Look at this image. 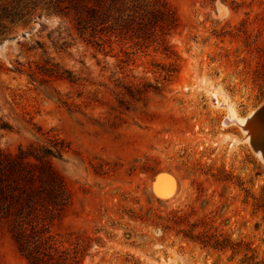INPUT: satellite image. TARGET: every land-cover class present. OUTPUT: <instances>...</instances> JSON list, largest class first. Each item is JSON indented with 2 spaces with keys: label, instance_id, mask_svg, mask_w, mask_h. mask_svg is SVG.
<instances>
[{
  "label": "rangeland",
  "instance_id": "rangeland-1",
  "mask_svg": "<svg viewBox=\"0 0 264 264\" xmlns=\"http://www.w3.org/2000/svg\"><path fill=\"white\" fill-rule=\"evenodd\" d=\"M165 1L178 25L151 38L89 42L40 6L0 38V147L69 143L55 229L78 264H264V160L225 120L264 102V0ZM0 264H30L6 228Z\"/></svg>",
  "mask_w": 264,
  "mask_h": 264
},
{
  "label": "trees",
  "instance_id": "trees-1",
  "mask_svg": "<svg viewBox=\"0 0 264 264\" xmlns=\"http://www.w3.org/2000/svg\"><path fill=\"white\" fill-rule=\"evenodd\" d=\"M40 6L48 14L72 18L89 42L98 35L132 32L151 38L160 29L170 33L178 25L175 10L165 0H0V38L33 15ZM11 126L0 122V129ZM69 148L53 135L48 143L19 146L16 152L0 147V229L6 228L19 253L30 264H78L85 249L65 245L55 229L72 205V195L53 164ZM194 239V236H188ZM216 249L230 242L202 240Z\"/></svg>",
  "mask_w": 264,
  "mask_h": 264
},
{
  "label": "bare ground",
  "instance_id": "bare-ground-1",
  "mask_svg": "<svg viewBox=\"0 0 264 264\" xmlns=\"http://www.w3.org/2000/svg\"><path fill=\"white\" fill-rule=\"evenodd\" d=\"M216 100V99H215ZM256 111V110H255ZM255 111H252L247 117H243V118H240V119H238V118H236V117H234V116H228L227 117V119H225L226 120V122L228 123V122H238V124L242 127V129L244 130V132H245V138L247 139V140H249V143L251 144V137H252V133L249 131V129L247 128V124H248V120H249V118H251L252 117V115L255 113ZM225 122V123H226ZM258 130H260L261 131V128L259 129L258 128ZM252 147V146H251ZM254 151H256V153L264 160V156H263V154H262V151L261 150H254ZM161 176L162 175H160V176H158V177H160V178H157L155 181H154V192H155V194L158 196V197H161V198H169L170 197V195L172 194V192H173V190H172V188H170L169 186L170 185H168V186H166L164 183H163V181H162V179H161ZM163 177V176H162ZM165 180V179H164ZM173 184V183H172ZM171 184V185H172Z\"/></svg>",
  "mask_w": 264,
  "mask_h": 264
},
{
  "label": "water",
  "instance_id": "water-1",
  "mask_svg": "<svg viewBox=\"0 0 264 264\" xmlns=\"http://www.w3.org/2000/svg\"><path fill=\"white\" fill-rule=\"evenodd\" d=\"M247 128L252 133L251 146L254 150H261L264 156V102L249 118ZM258 128H261V131Z\"/></svg>",
  "mask_w": 264,
  "mask_h": 264
}]
</instances>
